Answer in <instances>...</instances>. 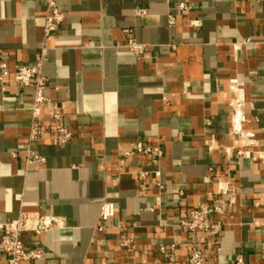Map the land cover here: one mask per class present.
Returning a JSON list of instances; mask_svg holds the SVG:
<instances>
[{"label": "crops", "instance_id": "0c3cea01", "mask_svg": "<svg viewBox=\"0 0 264 264\" xmlns=\"http://www.w3.org/2000/svg\"><path fill=\"white\" fill-rule=\"evenodd\" d=\"M56 2L66 19L49 39L44 73L49 104L73 134L64 146L49 110L30 140L33 90L13 74L36 60L47 0H0V64L11 71L0 79V221L21 210L64 221L22 235L46 250L27 264H187L194 236L181 222L215 203L220 185L234 203L216 215L224 226L213 264L238 254L264 264V0ZM138 142L163 148L160 178H141L152 167ZM27 146L46 161L12 154ZM107 201L115 212L100 230Z\"/></svg>", "mask_w": 264, "mask_h": 264}, {"label": "built area", "instance_id": "2783aa9c", "mask_svg": "<svg viewBox=\"0 0 264 264\" xmlns=\"http://www.w3.org/2000/svg\"><path fill=\"white\" fill-rule=\"evenodd\" d=\"M182 10L189 7L185 3L180 4ZM147 13L145 8H137L136 14L144 16ZM65 12L58 6L56 0H47V11L44 16V38L43 43L36 54V60L33 64H22L13 71L15 82L19 87L32 88L33 97L31 104L32 124L30 129V140H37L41 133L40 119L45 110H49V115L57 121L55 142L64 146L69 143L73 134L71 130L62 124L61 114L50 106V98L47 95L48 80L44 73V65L49 58V39L59 26L65 22ZM173 23V21H172ZM128 31V30H127ZM127 47L138 55H142L145 46L133 37H129ZM0 79L11 73L8 64L3 61L0 64ZM252 135V134H251ZM137 152H142L150 156L151 170L140 172L141 178L149 174L161 177L160 160L164 151L160 145L144 144L138 142L135 147ZM24 152L28 164H43L46 159L39 152L27 146L21 150L14 151L16 156L18 152ZM239 155H243L241 149H237ZM127 154H132L131 151ZM162 186L161 182H157ZM231 192L228 186H219V197L215 203H200L190 211V218L183 220L181 224L185 226L194 236V244L188 258L187 264H213L212 256L219 252L220 247L218 238L223 230V219L216 218V215H222L232 208L234 198L226 199ZM233 197V196H232ZM115 205L112 202H104L101 207L100 219L103 222L98 228L102 230L111 216L114 215ZM64 226L62 218L41 213L40 211L21 210L16 218L0 221V252L5 255L8 264H27L40 260L46 253L44 246L28 247L24 242L22 235L26 232L42 234L50 230ZM121 245L127 246L131 242L128 230L125 226L120 227ZM164 253H168L167 246L162 247ZM234 264H249L243 254H238Z\"/></svg>", "mask_w": 264, "mask_h": 264}]
</instances>
